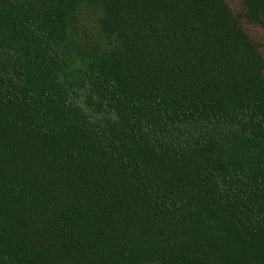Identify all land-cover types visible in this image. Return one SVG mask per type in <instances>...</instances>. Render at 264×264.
I'll use <instances>...</instances> for the list:
<instances>
[{
    "label": "trees",
    "instance_id": "trees-1",
    "mask_svg": "<svg viewBox=\"0 0 264 264\" xmlns=\"http://www.w3.org/2000/svg\"><path fill=\"white\" fill-rule=\"evenodd\" d=\"M0 0V264H264V0Z\"/></svg>",
    "mask_w": 264,
    "mask_h": 264
},
{
    "label": "rangeland",
    "instance_id": "rangeland-1",
    "mask_svg": "<svg viewBox=\"0 0 264 264\" xmlns=\"http://www.w3.org/2000/svg\"><path fill=\"white\" fill-rule=\"evenodd\" d=\"M228 2L234 7L235 10H240L239 0H228ZM246 28L264 53V26L248 24L246 25Z\"/></svg>",
    "mask_w": 264,
    "mask_h": 264
}]
</instances>
